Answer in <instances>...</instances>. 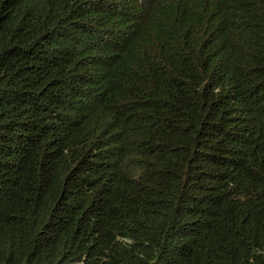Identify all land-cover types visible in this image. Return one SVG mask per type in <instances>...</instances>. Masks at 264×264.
Returning <instances> with one entry per match:
<instances>
[{
	"label": "trees",
	"instance_id": "16d2710c",
	"mask_svg": "<svg viewBox=\"0 0 264 264\" xmlns=\"http://www.w3.org/2000/svg\"><path fill=\"white\" fill-rule=\"evenodd\" d=\"M0 264H264V0H0Z\"/></svg>",
	"mask_w": 264,
	"mask_h": 264
}]
</instances>
